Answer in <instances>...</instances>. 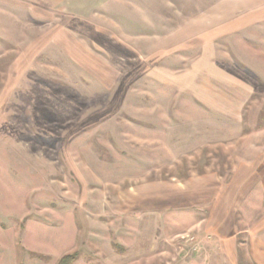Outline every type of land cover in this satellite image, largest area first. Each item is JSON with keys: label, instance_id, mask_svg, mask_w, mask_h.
I'll return each instance as SVG.
<instances>
[{"label": "rangeland", "instance_id": "obj_1", "mask_svg": "<svg viewBox=\"0 0 264 264\" xmlns=\"http://www.w3.org/2000/svg\"><path fill=\"white\" fill-rule=\"evenodd\" d=\"M264 264V0H0V264Z\"/></svg>", "mask_w": 264, "mask_h": 264}, {"label": "trees", "instance_id": "obj_2", "mask_svg": "<svg viewBox=\"0 0 264 264\" xmlns=\"http://www.w3.org/2000/svg\"><path fill=\"white\" fill-rule=\"evenodd\" d=\"M74 261H75V257L66 256L58 264H73Z\"/></svg>", "mask_w": 264, "mask_h": 264}]
</instances>
